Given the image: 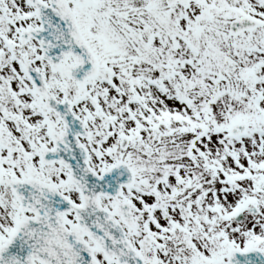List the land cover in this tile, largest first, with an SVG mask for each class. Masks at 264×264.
<instances>
[{
    "label": "snow or ice",
    "instance_id": "obj_1",
    "mask_svg": "<svg viewBox=\"0 0 264 264\" xmlns=\"http://www.w3.org/2000/svg\"><path fill=\"white\" fill-rule=\"evenodd\" d=\"M0 264H264V0H0Z\"/></svg>",
    "mask_w": 264,
    "mask_h": 264
}]
</instances>
